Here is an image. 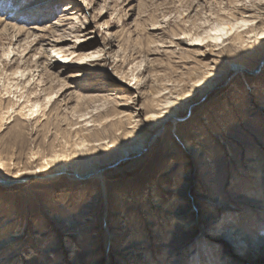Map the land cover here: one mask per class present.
I'll list each match as a JSON object with an SVG mask.
<instances>
[{
    "label": "rangeland",
    "instance_id": "1",
    "mask_svg": "<svg viewBox=\"0 0 264 264\" xmlns=\"http://www.w3.org/2000/svg\"><path fill=\"white\" fill-rule=\"evenodd\" d=\"M222 17L249 21L243 43L206 36ZM259 31L264 0H0V158L17 176L0 180V239L20 233L0 264H264L222 231L264 236ZM23 102L46 115L22 120Z\"/></svg>",
    "mask_w": 264,
    "mask_h": 264
},
{
    "label": "bare ground",
    "instance_id": "2",
    "mask_svg": "<svg viewBox=\"0 0 264 264\" xmlns=\"http://www.w3.org/2000/svg\"><path fill=\"white\" fill-rule=\"evenodd\" d=\"M34 9V6L32 5H26L24 7L21 8L22 13L25 12H30ZM219 19V18H218ZM237 20V19H236ZM249 26V21L246 20H241V22H234V24H230L228 23V20H225L223 17L219 19V23H217V25L209 28L208 31H205L206 36L216 45L219 46L221 43H225L226 40H229V36L231 37V41H239L241 43H243V38H242V34H235L237 29H247V27ZM11 29L13 30V32L19 36L22 34L27 33V30H25L24 26L22 24H18L17 22H15L13 25H10ZM10 29V30H11ZM9 30V31H10ZM255 30H253L252 32H254ZM56 32H58V29H56ZM186 33V32H185ZM184 33V34H185ZM258 34H264V31H259ZM195 39H192L193 45H191V47H199L202 45L203 40L200 36L194 35ZM234 36V37H233ZM229 37V38H228ZM234 67H237L234 65ZM16 73H13V75H15ZM20 99H22V97H20ZM21 101V100H20ZM19 101V103H20ZM26 103H32V101L28 98ZM12 104V103H11ZM25 102H23L21 105H19V107L17 108V111H15L14 107H8L7 110V114H10V111H15V113H17V116L21 115L24 119L22 120H27V119H32V118H36L39 119L40 116H45L46 114L44 113V111L41 112L42 110V106H40V104L38 102H35L33 104H31L30 106L26 105L24 106ZM168 104V103H166ZM12 106H15V104L13 103ZM14 114V113H13ZM12 116V115H11ZM11 116L8 117V119L11 118ZM170 113H167L164 117L162 122H166L169 117H170ZM83 117V116H81ZM7 118L0 116V132L2 131L3 128V121L8 120ZM15 121V120H14ZM20 121V120H17ZM89 123V122H88ZM11 124V123H10ZM15 132H14V136L12 138H20V136H22V131L26 128L25 124H23L22 122H18L17 126H15ZM76 137L79 136V132L76 133L75 135ZM81 138L80 143H76L75 145L77 147H80L82 145L85 144V142H87V140H85V136L79 137ZM78 138V140H79ZM144 146L143 145H137L136 146V151L141 153L144 150ZM130 150L123 147L121 153V156L123 158L127 157L130 154ZM38 155V154H37ZM61 157V155H59L58 153H55L54 155H52L53 160L54 159H59ZM199 160L202 159V157H198ZM205 162L203 161L202 164H204ZM9 167L6 164V162L0 158V180L4 179L11 183L12 181L17 180V176H11L10 172L8 171ZM216 196L211 197L210 202L215 204V205H224V202L221 199L218 198H214ZM212 205V204H211ZM214 207V206H212ZM234 213V212H233ZM228 219L230 218H236V216H232V214H228ZM225 221V220H224ZM232 222L237 223V220H231ZM12 222V220L9 218L7 223ZM223 224H227V223H223ZM192 226V225H191ZM223 232L224 235L226 236V239L229 238V240L233 241V243H236L237 248L239 249L240 254L242 255V257H245V251H250V250H259L261 247H264V236L260 237V238H254L253 242L248 244L246 241H243V236H245V232L239 230L237 231V229L233 228L230 230V227H228L227 225L223 226ZM20 235V233L18 235H12L11 237H5L0 239V247L8 244L11 242V240L18 238ZM0 236L4 237L6 236L5 232H0ZM174 264V263H173Z\"/></svg>",
    "mask_w": 264,
    "mask_h": 264
}]
</instances>
